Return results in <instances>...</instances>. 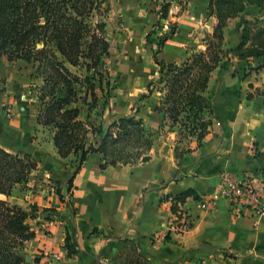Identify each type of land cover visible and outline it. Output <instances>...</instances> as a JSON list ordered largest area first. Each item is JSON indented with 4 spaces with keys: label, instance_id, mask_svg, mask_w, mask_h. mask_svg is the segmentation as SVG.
<instances>
[{
    "label": "crops",
    "instance_id": "1",
    "mask_svg": "<svg viewBox=\"0 0 264 264\" xmlns=\"http://www.w3.org/2000/svg\"><path fill=\"white\" fill-rule=\"evenodd\" d=\"M191 1L187 0L179 15L170 8L168 17L178 18L176 31L158 53L165 61L181 59L192 40L196 13ZM254 7L259 10L253 4L246 11ZM150 17L152 24L158 18L157 9ZM209 18L213 23L215 17ZM241 21L242 16L228 20L225 40L230 35L233 43L238 40ZM245 62L254 69L228 77L224 86H218L217 96H209L216 121L202 144L191 141L192 150L180 159L173 153L175 132L167 125L159 130L162 113L151 102L148 108L141 107L148 125L158 128L147 160L102 168L100 154L93 152L76 172L74 155L60 156L52 140L29 139L36 113L28 120L0 111V146L29 153L37 160L29 181L15 185L9 196L32 214L28 221L35 230L25 241L21 264H113L119 239L124 237L136 239L153 264H264V207L262 213L245 209L236 216L220 188L224 170L254 175L264 169V65L256 67L264 64V54ZM112 98L107 112L113 113ZM151 98H144L142 104ZM52 181L62 186V198L50 190ZM21 184L27 185L26 200L21 197L23 190L15 192ZM186 188H192L198 198L189 195L178 203L191 221L181 231L174 226L172 200L165 196ZM30 203L37 209L31 210Z\"/></svg>",
    "mask_w": 264,
    "mask_h": 264
},
{
    "label": "trees",
    "instance_id": "2",
    "mask_svg": "<svg viewBox=\"0 0 264 264\" xmlns=\"http://www.w3.org/2000/svg\"><path fill=\"white\" fill-rule=\"evenodd\" d=\"M154 1L158 5L156 26L168 19L173 1L181 9L187 2ZM253 4L259 11L264 9V0H208L207 13L215 17V23L204 37L205 48L192 50L180 60L155 59L157 75L148 81L147 92L141 93L139 100L159 92L155 104L162 113L159 128L167 125L175 131L176 159L192 150L188 145L180 146L181 142L193 137L200 146L216 121L207 88L211 72L223 56L232 53L238 61H248L264 54V16L243 17L238 42L228 49L223 45L228 20ZM109 7L110 0H0V60L21 59L35 66V74L41 78L36 121L50 128L60 156L74 155V172L93 152L100 154L102 168L147 160L155 136L134 112L113 117L105 128L93 119L107 105L114 84L108 70L101 68L110 54L105 20ZM168 24L167 31L156 35L157 52L176 31L174 22ZM153 32L154 28L146 38ZM263 65L259 62L256 67ZM36 167L37 160L31 154L0 146V264H21L25 241L35 235L28 221L32 214L9 196L15 185L29 181ZM70 183L68 179L67 189ZM54 189L62 198L61 187L55 184ZM189 195L198 198L192 188L165 197L171 198V211L177 213L178 203ZM29 206L37 209L34 203ZM68 240L66 235L70 255ZM113 264L153 263L136 239L124 237L119 239Z\"/></svg>",
    "mask_w": 264,
    "mask_h": 264
},
{
    "label": "rangeland",
    "instance_id": "3",
    "mask_svg": "<svg viewBox=\"0 0 264 264\" xmlns=\"http://www.w3.org/2000/svg\"><path fill=\"white\" fill-rule=\"evenodd\" d=\"M207 4L208 0L191 1V7L193 6L196 13V17L193 19L195 25L190 32L192 40L183 49L180 58L189 55L192 50H203L205 48L204 37L207 33L212 31V27L215 23V20L212 23V19L209 18ZM157 8L158 5L154 0H110L109 11L105 15L106 37L110 44V54L104 58L101 68L108 70L114 82L113 88L110 91L109 103H107V105L111 104V96H113V113L111 111L107 112L108 107L106 105L102 112L98 113V115H93L95 122H100L103 128L108 125L113 117L126 115L132 112L141 116L144 120V117L141 115V107L148 108L151 102L153 105L151 106L154 108L157 103L158 91H154L152 94L148 95L152 96V98L144 104H142V100L148 96L140 100L139 96L141 93L147 92L148 81L157 75L158 64L155 62V59H162L158 54L162 48L158 52L156 51V35L162 34L169 29L168 21L176 24L178 18V16L176 18L168 17V20H161L160 26H156L157 20L150 24L152 20L150 17L151 11ZM171 9L175 12L174 15H179L182 11L180 5L177 4L176 1H173ZM171 9L169 10L170 12ZM237 16H242V20L243 17L251 19L254 16H264V9L262 11L257 10L256 7L247 11L245 9L242 13L234 17ZM240 27L241 24L238 28V40ZM153 28L155 32L150 34L149 38H146V34ZM233 38L234 37L230 35V37L225 40L224 37L223 45L225 49L232 47L238 42L237 40L233 43ZM167 52H169V50ZM249 64L250 63L238 61L237 57L232 53L223 56L222 61L211 72L208 95L210 97L217 96L218 86H224L222 82L228 77L237 75L242 76L243 74L250 73L254 68L250 67ZM71 68L75 70L74 67ZM40 83L41 78L35 74V66L32 63L21 59L9 61L3 58L0 60V96H4L3 99L0 100L2 102L0 111L10 118L17 114H21L23 117L27 116L28 120L30 117H34V114H37L38 110L36 96ZM7 96H11V100L8 99L9 97ZM129 96L137 97L135 99L130 97L129 99ZM137 108L138 110H136ZM144 122L147 126L152 128L145 120ZM31 129L30 140L33 138L38 142L52 140V133L49 127L37 124L33 121ZM152 129L157 133L158 128ZM175 139L176 133L174 144ZM25 140L27 141V136ZM191 141H194L193 137L190 138L189 142H187V140L181 142L180 146L186 147L188 145L191 147ZM55 184L56 186H60L62 190V186L58 181H52L50 190L56 193L54 189ZM26 187L27 185L21 184L20 186L18 185L15 190V192L23 190L21 197L25 200L27 197L25 190L28 191ZM1 197L4 196L1 195ZM26 206H28V204Z\"/></svg>",
    "mask_w": 264,
    "mask_h": 264
},
{
    "label": "built area",
    "instance_id": "4",
    "mask_svg": "<svg viewBox=\"0 0 264 264\" xmlns=\"http://www.w3.org/2000/svg\"><path fill=\"white\" fill-rule=\"evenodd\" d=\"M221 191L230 200L231 212L239 216L243 210L251 209L256 213H262L264 207V169H260L256 174L250 173L236 174L225 170L221 174ZM175 228L185 230L191 222L189 217L180 210L175 216Z\"/></svg>",
    "mask_w": 264,
    "mask_h": 264
}]
</instances>
